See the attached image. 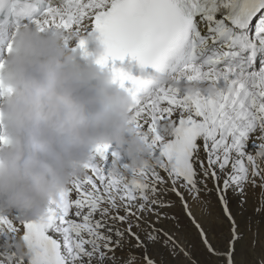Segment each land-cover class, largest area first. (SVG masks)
Here are the masks:
<instances>
[{"label": "snow or ice", "instance_id": "snow-or-ice-1", "mask_svg": "<svg viewBox=\"0 0 264 264\" xmlns=\"http://www.w3.org/2000/svg\"><path fill=\"white\" fill-rule=\"evenodd\" d=\"M5 7L29 19L36 11L25 0H0ZM32 22L41 30L98 39L105 51L96 62L103 68L130 57L141 70H153L133 76L111 69L113 82L135 100L134 126L145 135L153 163L127 172L129 180L123 172L113 174L112 166L105 171L111 145L98 146L86 174L51 201L45 215L24 221L0 215V264H115L125 233L145 249V264H156L133 229L144 213L170 206L158 198L169 190L181 199L208 252L220 264H236L238 235L226 195L230 188L243 195L247 184L264 192V0H68ZM86 43L79 40L85 55ZM257 132L253 154L248 145ZM198 173L213 180L234 225L226 251L210 239L213 222L206 229L189 206L187 197L197 200L201 185L207 188ZM160 233L166 245L178 246L163 229L153 227L147 239L155 242ZM21 243L27 255L18 254ZM136 259L130 253L125 264Z\"/></svg>", "mask_w": 264, "mask_h": 264}, {"label": "clouds", "instance_id": "clouds-1", "mask_svg": "<svg viewBox=\"0 0 264 264\" xmlns=\"http://www.w3.org/2000/svg\"><path fill=\"white\" fill-rule=\"evenodd\" d=\"M71 38L24 23L0 61V215L20 221L45 215L86 174L98 146H115L113 174L153 163L134 126L133 96L96 62L104 46L87 52L82 64ZM121 153L129 160L123 166ZM18 254L27 255L22 243Z\"/></svg>", "mask_w": 264, "mask_h": 264}, {"label": "rangeland", "instance_id": "rangeland-1", "mask_svg": "<svg viewBox=\"0 0 264 264\" xmlns=\"http://www.w3.org/2000/svg\"><path fill=\"white\" fill-rule=\"evenodd\" d=\"M169 185L170 186H167V188L170 189L171 182ZM246 187L251 190V194L253 195L255 202H251L250 200H247V198L240 199V202L243 200L244 203L242 205L244 207H247L246 202H250L253 204V207L256 209L260 208L261 210L258 211L260 214L258 218L252 217L249 220H244V212H240L238 214L239 223L242 227L248 228L249 233H247V242L243 246L242 244H239L235 248V254L237 255L236 258L238 259L236 264H264V192H262L261 189L260 191L254 190V186L252 184H247L245 188ZM169 191L165 195L158 198L162 199L164 203L169 204L170 206L160 207L157 208L155 212L148 213L146 215L148 219H142L140 221V228L133 229V231L137 232L140 237L141 233L145 236L142 240L147 245L148 256L156 261V264H213L212 258L214 255L210 254L202 243L199 231L196 229L193 221L185 214V209L181 199L174 192ZM199 195H202L203 209L201 212L195 211L191 208L193 210V215L197 221L204 222L203 226L206 229L208 226L207 222L209 220L212 221L213 219L212 222L214 224V228L210 233V239L213 240V236H217V239L215 238L217 241L212 243L217 250L221 252L226 251L228 242L233 235L232 228L234 225L226 218L223 208L219 204L220 201L218 199L217 190L214 186L207 187L204 192L202 191ZM194 205H197V203L194 202ZM204 211H206V213H204L205 215L203 214ZM157 212L159 213V216H157ZM147 220L150 221L149 224ZM115 226L123 227L119 223ZM152 226L155 229H163V232H167L171 235L177 241L178 246L173 247L171 242L166 245L164 243L166 237H164L163 233H160V238L155 242L148 240L145 230L149 229L151 232L153 230ZM236 227H239V225L237 224ZM193 228H195L196 231H194L196 234L195 237H189V241L185 240L182 246L181 242L183 241V235L186 233L189 234L188 232H190ZM244 228L241 229L243 230ZM125 239H131L133 242L136 241L135 238L129 236L127 233H125ZM136 243L137 241L134 244L136 245ZM133 248L136 249V251H133L134 253H132L130 249H127V252L123 249L128 256L122 250L117 249L118 251L116 250L115 253V264H125L130 253L137 257L134 264H145L143 259L145 249L143 247H140L139 249L134 247V245ZM249 248H251L252 252H257L256 250L261 251L259 254L261 259L257 257L253 260L252 254L248 250ZM185 252L187 255H185ZM141 256L142 258H140ZM250 259L253 260L254 263H250ZM93 264H95V261ZM107 264H112V261H108Z\"/></svg>", "mask_w": 264, "mask_h": 264}, {"label": "bare ground", "instance_id": "bare-ground-1", "mask_svg": "<svg viewBox=\"0 0 264 264\" xmlns=\"http://www.w3.org/2000/svg\"><path fill=\"white\" fill-rule=\"evenodd\" d=\"M65 35H67V34L65 33ZM75 42H76V39L72 37L71 40L69 41L70 46H72ZM258 135H259L258 132L252 134V136L250 137V140H249L248 150L251 151L253 154H255V152H256V149L253 147V142H255L256 144L259 143V140L256 139V137H257ZM112 151H116V148H115L114 145H111L110 153H109L108 160H107V162H109V166H105V171L109 170V169L111 168V166H112V160L114 159V158L111 156V152H112ZM119 163H120L121 166H123V165L129 163V160H128V158H127V156H126L125 154L121 153ZM157 171H159V172H160V175H161L162 177H164L165 180L167 181V184L165 185V187L170 186V185H169L170 181L168 180L166 173H164L163 170H160V169H158V168H157ZM126 178H128V179L130 180V179H131V176H130V175H127ZM201 178H203V177H202V174H199V173H198V179H201ZM203 179L205 180V183H206L207 187H209V186H212V187H213V186H214L213 180H212L211 178H203ZM157 187L160 188L159 185H158ZM214 187H215V186H214ZM215 189H216V187H215ZM179 190H180L181 192H184V189H183V188H180ZM204 190H205V188L203 187V185H201V192H202V191L204 192ZM254 190L260 191V188H256V187H254ZM169 192H170V191H169ZM201 192H200V193H201ZM208 194H209V193H208ZM206 195H207V193H206ZM72 198H73V199L75 198V194H74V193L72 194ZM163 198H164V197H163ZM187 198H188L189 205L191 206V208H192L193 210H195V211H201V212H202V209H203L202 195H199V198H198L197 200H193L191 196H188ZM245 198H247V200H250L251 202H255V199H254L253 195L251 194V190H249L247 187L244 188V193H243V195H241V193H240L238 190H236L235 188H230L229 191H228V193H227V195H226L227 203L229 204L230 209H231V210L233 211V213H234L235 227H236L237 224L239 225V227H236V232H237V235H238V239H237V241L235 242V248H236L239 244H242V246H243V245L247 242V239H248L247 233H249L248 228H244V227H242L241 224L239 223V220H238V214H239L240 212H244V220H245V219H246V220H249V219H251L252 217H256V218H258V216L260 215L259 212L256 210V208L253 207V204H252V203H250V202H249V203L246 202V206H247V207H244L243 205H241L240 199H245ZM194 202H196L197 205H194ZM243 203H244V202H243ZM219 204H220V206H222L220 202H219ZM193 210H192V212H193ZM204 213H206V211H204L203 214H204ZM120 214L123 215L124 213L121 212ZM147 214H148V213H144V214H143V216H144L143 219H148V217H146ZM204 215H205V214H204ZM246 215H248V216H246ZM211 218H213V217H211ZM147 221H148V220H147ZM147 221H146V222H147ZM212 221H213V219H212ZM149 222H150V221H148V224H149ZM199 222H200L202 225L204 224L203 221H199ZM151 223H152V222H151ZM152 227H153V226H152ZM241 228H244V229L242 230ZM157 229H158V228H157ZM145 231H146V234H147L148 232H150L149 229H146ZM194 231H195V228L191 229V231L188 232L189 234L186 233V234L183 235V241L181 242L182 246H183L185 240H188V241H189V237H191V236H192L193 238L195 237L196 234L194 233ZM195 232H196V231H195ZM181 234H182V233H181ZM178 237H179V236H178ZM216 237H217V236H213V240H212L213 243H215V242L217 241V240H216V239H217ZM144 238H145V236L143 235V233H141V239H144ZM215 238H216V239H215ZM135 242H136V241H135ZM135 242L131 241V239H125L122 249H120V248H118V249H120V250H122V251H123V249H124V250H126V252L128 251L127 249H130V251H131L132 253H134L133 251H136V249L133 248V245H135V244H134ZM191 244H192V243H191ZM179 247H181V246H179ZM179 247H178V248H179ZM1 248H3V247H1ZM139 249H140V248H139ZM182 249H183V248H182ZM248 250L251 252L252 257H253V260H254L255 258H257V257L261 259V256L259 255V254L261 253V251L256 250L257 252H252V251H251V248H249ZM117 251H118V250H117ZM235 251H236V249H235ZM123 252H125V251H123ZM126 252H125V254L127 255ZM137 252H138V251H137ZM140 252H141V251H140ZM143 252H144V251H143ZM135 254H137V253H135ZM127 256H128V255H127ZM236 256H237V255L235 254V260H236V263H237V260H238V259L236 258ZM187 257H188V256H187ZM140 258H142V256H141ZM154 259H155V258H154ZM158 259H159V258H158ZM242 259H243V258H242ZM248 259H249V257H248ZM250 260H251V259H250ZM253 260H251L250 263H254ZM158 261H159V260H158ZM212 262H213V264H220L219 259H218L216 256H213V258H212Z\"/></svg>", "mask_w": 264, "mask_h": 264}]
</instances>
